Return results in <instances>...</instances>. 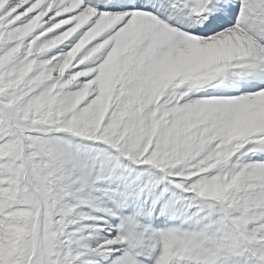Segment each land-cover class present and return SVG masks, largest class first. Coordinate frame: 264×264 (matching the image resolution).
Returning <instances> with one entry per match:
<instances>
[{"label": "snow or ice", "instance_id": "obj_1", "mask_svg": "<svg viewBox=\"0 0 264 264\" xmlns=\"http://www.w3.org/2000/svg\"><path fill=\"white\" fill-rule=\"evenodd\" d=\"M0 264H264V0H0Z\"/></svg>", "mask_w": 264, "mask_h": 264}]
</instances>
